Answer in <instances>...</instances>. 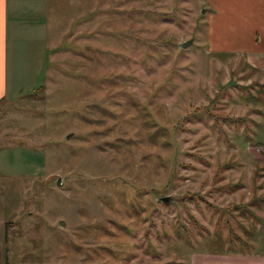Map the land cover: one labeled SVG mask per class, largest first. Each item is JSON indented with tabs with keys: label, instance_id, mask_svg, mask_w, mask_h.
<instances>
[{
	"label": "rangeland",
	"instance_id": "rangeland-1",
	"mask_svg": "<svg viewBox=\"0 0 264 264\" xmlns=\"http://www.w3.org/2000/svg\"><path fill=\"white\" fill-rule=\"evenodd\" d=\"M204 4L55 1L46 68L0 101V264L264 249V98Z\"/></svg>",
	"mask_w": 264,
	"mask_h": 264
},
{
	"label": "crops",
	"instance_id": "crops-1",
	"mask_svg": "<svg viewBox=\"0 0 264 264\" xmlns=\"http://www.w3.org/2000/svg\"><path fill=\"white\" fill-rule=\"evenodd\" d=\"M55 1L0 0V101L22 90L23 80L38 82L46 68ZM204 1L208 47L238 57L241 70L250 74L247 83H255L254 91L264 98V0ZM191 264H264V249L198 251Z\"/></svg>",
	"mask_w": 264,
	"mask_h": 264
},
{
	"label": "water",
	"instance_id": "water-1",
	"mask_svg": "<svg viewBox=\"0 0 264 264\" xmlns=\"http://www.w3.org/2000/svg\"><path fill=\"white\" fill-rule=\"evenodd\" d=\"M190 41H191V40H186L185 42H183V46L188 45V44L190 43ZM230 82H231V83H236V80H235L234 78H232V79L230 80ZM162 198H163L164 200H169V199H170L169 195H164V196H162ZM61 222L64 224V221H63V220H61Z\"/></svg>",
	"mask_w": 264,
	"mask_h": 264
}]
</instances>
